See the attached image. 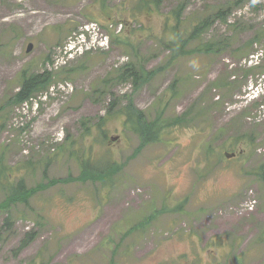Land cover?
I'll return each instance as SVG.
<instances>
[{
  "label": "rangeland",
  "instance_id": "1",
  "mask_svg": "<svg viewBox=\"0 0 264 264\" xmlns=\"http://www.w3.org/2000/svg\"><path fill=\"white\" fill-rule=\"evenodd\" d=\"M174 10L186 32L210 17L215 53L171 58ZM90 21L109 47L73 46ZM24 69L55 77L15 103ZM129 100L187 122L144 145ZM0 169V202L37 190L0 209V264H264V0H0Z\"/></svg>",
  "mask_w": 264,
  "mask_h": 264
},
{
  "label": "trees",
  "instance_id": "2",
  "mask_svg": "<svg viewBox=\"0 0 264 264\" xmlns=\"http://www.w3.org/2000/svg\"><path fill=\"white\" fill-rule=\"evenodd\" d=\"M150 6L147 4L143 5V8L146 9L148 12H151ZM225 15V11L219 10L215 13V19L219 18L222 19ZM174 17V25L170 24L168 29L172 32L173 36L171 39L166 43V47L172 53L171 58H178L182 55L193 54L196 52L203 53V54H213L216 52L215 46L218 48L219 45L217 43L204 41L202 35L204 32L210 27L211 23L209 22L210 17L201 18L198 22L190 27L189 31H185L184 29H180L182 25V17L180 11H173ZM185 31V32H184ZM252 45V44H251ZM191 46V47H190ZM218 51V50H217ZM260 62H256L254 65L249 67L257 68L259 67ZM123 71L118 73V77L123 79H128L131 77L132 83L134 86L141 85L143 82L147 81L151 78L154 71H147L141 67L138 69L132 67H126V65L122 68ZM250 71V70H249ZM52 77H55V74L48 70H41V71H28L27 69L22 70L20 77H19V86L16 89L14 94V102L15 103H23L30 100L33 95L42 88H47L49 84L52 82ZM238 81L230 80L226 81L225 83H219L216 81L213 85L221 86L226 91L230 93H234V88L238 85ZM114 103H111V106ZM123 126L127 127L132 133L138 135L142 144L146 145L145 143H149L155 141L159 138L160 133L163 134L164 128L168 127L169 125L179 124L180 126L183 123L187 122L184 121L186 116L180 115V117H176L171 119L168 123H165L167 120L163 119L162 113H155L153 118H150L146 115L144 111L137 109L131 100L128 101V105L125 107L120 108L119 110ZM202 113V112H201ZM205 114L197 115L195 112L193 115L195 116L196 123L199 124L201 120L205 121ZM104 118V117H102ZM201 118V119H200ZM103 120V119H102ZM233 145H231V148ZM234 149V148H233ZM87 165V164H86ZM104 170H97L98 177L92 173L87 172L86 168L83 169L81 175L78 177L80 179H87V178H104ZM101 172V173H100ZM1 173V169H0ZM85 174L87 177H82ZM109 178V177H108ZM107 178V179H108ZM4 181V180H3ZM65 180H53L48 183L49 186H53L59 182H63ZM0 183H4L0 181ZM47 186V185H46ZM36 188L33 187H25L23 179L19 180L16 184H13L8 187V194L7 197L0 202V209H9L8 207L12 204H16L17 202L21 201L25 203L28 197L33 194ZM6 225L10 224V221L6 219Z\"/></svg>",
  "mask_w": 264,
  "mask_h": 264
},
{
  "label": "built area",
  "instance_id": "3",
  "mask_svg": "<svg viewBox=\"0 0 264 264\" xmlns=\"http://www.w3.org/2000/svg\"><path fill=\"white\" fill-rule=\"evenodd\" d=\"M85 33H87L88 40L84 42V46L88 49L92 47H105L108 45V37L102 33H99V28L96 23H89L83 26L81 34L85 35Z\"/></svg>",
  "mask_w": 264,
  "mask_h": 264
},
{
  "label": "water",
  "instance_id": "4",
  "mask_svg": "<svg viewBox=\"0 0 264 264\" xmlns=\"http://www.w3.org/2000/svg\"><path fill=\"white\" fill-rule=\"evenodd\" d=\"M32 47H33V44L29 43V44L27 45V47H26V51H27V52L30 51V50L32 49Z\"/></svg>",
  "mask_w": 264,
  "mask_h": 264
}]
</instances>
